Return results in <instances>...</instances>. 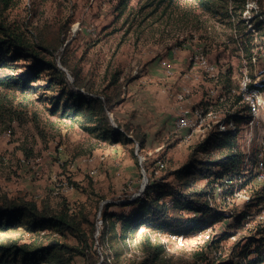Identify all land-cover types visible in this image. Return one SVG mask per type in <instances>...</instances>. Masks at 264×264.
I'll return each mask as SVG.
<instances>
[{
	"label": "rangeland",
	"instance_id": "rangeland-1",
	"mask_svg": "<svg viewBox=\"0 0 264 264\" xmlns=\"http://www.w3.org/2000/svg\"><path fill=\"white\" fill-rule=\"evenodd\" d=\"M165 5L162 0H17L5 12L9 21L39 43L54 45L61 40L63 28H69L68 50L58 43L57 62L60 56H69L103 98L102 93L110 95L116 84H122V99L109 113L111 124L115 127L117 121L139 122L146 133L144 147L138 143L137 154L143 156L140 163L130 132H126L130 141L109 143L77 122L50 114L48 95L55 94L53 91L37 90L27 108L12 100L10 112L0 110V195L32 198L38 203L47 199L55 211L64 207L83 213L87 220L82 228L88 234L89 253L94 257L110 253L109 257L123 263L143 257L144 225L127 238L121 236L120 218L136 205L119 203L136 195L131 194L139 189L144 175L148 183L152 177H162L182 164L190 147L208 135L197 129L191 139L182 137L187 130L174 126L182 103L186 107L213 103L217 113L223 109L238 110L236 138L243 154L250 132L254 134L249 144L252 161L259 145L258 123L247 125L246 104L238 101L235 91L242 71L247 69L264 92V0L262 4L244 0V8L236 12L232 9L230 19L202 9L195 0H173L164 9ZM239 18L243 22L237 26ZM242 28L250 33L242 35ZM199 46L216 64L214 73L189 58L199 52ZM17 62L26 63L25 59ZM180 86L192 89L188 88L190 92L183 99L176 97L182 90ZM194 86H198V91ZM214 90L221 92L224 102H218L217 94L211 96ZM118 128L125 132L123 127ZM212 186L222 188L211 204L225 210L221 219L208 229L185 236L176 233L182 235L181 239L173 238V232L151 227V241L162 243L166 255L179 262L219 257L231 259L233 264H246L263 247L259 238L264 236V180L256 182L248 163L242 165L237 176L215 179ZM104 210L108 221L101 222L95 236V224L103 218ZM244 211L241 224L233 226L237 214ZM105 231V242L100 243ZM13 235L20 242L34 238L46 241L23 229ZM46 235L79 243L70 234L45 231ZM70 264L89 263L85 256L76 254ZM257 264H264V258Z\"/></svg>",
	"mask_w": 264,
	"mask_h": 264
},
{
	"label": "trees",
	"instance_id": "trees-1",
	"mask_svg": "<svg viewBox=\"0 0 264 264\" xmlns=\"http://www.w3.org/2000/svg\"><path fill=\"white\" fill-rule=\"evenodd\" d=\"M16 1L0 0V110L7 109V112H10L12 100H17L27 108L33 103L31 96L33 97L37 90H50L55 93L48 95L47 111L50 114H57L73 123L77 122L90 134L109 143L130 141L126 134L130 132L135 138L132 139L135 141L134 144L137 143L138 146L139 143L143 148L146 133L139 124H134L130 120L123 124L117 121L115 127L111 124L109 113L116 102L122 99V84H116L112 94L102 93L104 98L99 96L93 90L94 83L89 77L81 74V69L73 64L69 56L62 55L57 62L55 51L58 43L68 50L69 28H63L60 32L63 34L61 40L54 45L39 43V40L34 42L5 15L6 10ZM257 1L262 4V0ZM172 2L173 0H162V4H166L164 9ZM195 2L202 9L221 13L228 19L232 17V9L236 12L244 8V0H239L235 4H232L235 0H231V3L230 0ZM236 15L239 17L240 12ZM239 21L243 22L239 18L237 26ZM239 30L242 31L240 32L242 35L250 33L243 32L244 28ZM244 47L246 50L249 49L247 45ZM20 59H25L26 63L19 65L17 61ZM118 127H123L125 132ZM237 135L238 133H209L190 147L182 164L168 170L162 177H152L145 188L143 187L142 195L126 196L125 198L129 197L128 200L119 203L136 205L129 214L120 218L122 237L127 238L130 232L137 231L141 225L145 226L141 231L144 255L140 260L123 263L116 261L113 256L109 257L110 253L102 258L90 254L89 237L82 228L83 222L87 220L83 213L70 212L64 207L55 211L47 199L38 203L32 198L1 194L0 264H70L76 254L85 256L89 264H233L231 259L219 257L205 258L203 261L174 260L166 255L162 243L151 241L148 228L185 236L215 223L225 215V210L218 208L217 205H211L208 196L213 193L212 185L215 179L224 177L231 179L241 173L243 150L238 143ZM169 176H172V179H169ZM201 179L203 183L199 182ZM107 203L109 202L104 204ZM102 209L103 206L100 209L101 213ZM245 215V211L237 214L233 226L241 224ZM107 216V211L104 210L102 221L105 223L108 221ZM18 229L46 238V241L34 238L20 242L13 235ZM45 231L55 235H73L79 243L72 244L58 236H45ZM93 233L94 225L91 228V235ZM105 234L106 231L101 233L100 239L103 240L100 243L105 242ZM259 239L262 241L259 245L263 247L258 249L257 257L248 260L246 264H257L264 258V236Z\"/></svg>",
	"mask_w": 264,
	"mask_h": 264
},
{
	"label": "bare ground",
	"instance_id": "bare-ground-1",
	"mask_svg": "<svg viewBox=\"0 0 264 264\" xmlns=\"http://www.w3.org/2000/svg\"><path fill=\"white\" fill-rule=\"evenodd\" d=\"M195 56H199V52H194V54L191 55L189 58L194 63H197V64L201 65L203 68H205L207 71H210L211 74L214 73L213 70L210 69V66L204 65L203 60H195ZM203 56H205V55L203 54ZM162 63L165 64V61H162ZM257 82L255 80H252L248 70L244 69L242 71L241 78L239 80L238 86L236 87V91H235L236 92V98H238V101H241V102L246 104V107H247L246 123L250 127L253 125H256L258 123V118H257V113H256V106H255L254 102H252V101H250V99H248V95H257V97H263V107H264V94H263L264 92H262V89L260 86H258ZM243 91L245 93H247L248 95L243 94ZM189 92H190V90L188 88L184 87V88H182V90L179 93L176 94V97L178 99H183L184 96L186 94H188ZM217 92H218V90H217ZM212 94L213 95L215 94V90L211 91V96H212ZM217 97L219 99L218 102H221V101L224 102L225 101L224 96H222V95L219 96V94H217ZM213 106H214L213 103H209L206 106H203V105H196V106H191V107L182 106V108L180 109V111L178 113V116L176 117V121H179L181 127H188L190 124V130H187V131L185 130L186 132L182 136L185 140L191 139L193 131H195L197 129H201L202 131H207L208 134H209V132H220V133L222 132L224 134L238 133L239 129H238L237 124H239V123H237V120H238V117L240 115V112L238 110L236 112L233 109H223V110H221V113H217V110H215ZM234 106H235V104H234ZM176 129H181V128L176 127ZM253 136H254V134L252 132H250L249 136L247 138L248 144L246 145V152L244 151V154H243V165H246L249 163L250 167H253L255 177L257 178V176H263V168H264L263 147L264 146L258 145V148L255 151V157L252 161V159L249 155V147H250L249 144H250ZM258 144H259V142H258ZM263 145H264V136H263ZM134 146L136 149V153H138L137 152V150H138L137 143H135ZM142 159H143V156L139 155V162L140 163H141ZM259 162H260V164H259ZM141 190H139L136 193V195H142ZM221 190H222V188L220 186L216 187V188L213 187V193L210 196H208L209 202L211 204L214 203L213 200H215L218 196H220ZM230 194H231V192H230ZM247 199H249V196H247ZM99 214H100V212H99ZM101 222H103L102 218H99L97 223L95 224V229H96L95 236H98V234L100 232ZM98 224H99V226H98ZM170 235L173 238H178V239H181V237H182V235L176 234V233H173Z\"/></svg>",
	"mask_w": 264,
	"mask_h": 264
},
{
	"label": "built area",
	"instance_id": "built-area-1",
	"mask_svg": "<svg viewBox=\"0 0 264 264\" xmlns=\"http://www.w3.org/2000/svg\"><path fill=\"white\" fill-rule=\"evenodd\" d=\"M196 46H198V45H196ZM163 59H165V58H163ZM195 60H203L204 65L210 66L211 70H215L216 69V64L208 56H203V49H202L201 46H199V56H195ZM215 94H221V92H217ZM243 94L248 95L244 91H243ZM212 96H213V94H212ZM248 99H250V101L254 102V104L256 106V113H257V118H258V129H257V132H258V135H259V146H264L263 145V134H264L263 97H257V95H248ZM174 126L181 128V130H190V124H189L188 127H181L179 121H174ZM259 164H260V162H259ZM147 180L148 179L145 178V176H144V180L141 183V186L139 187V189L137 191H139L140 189L143 188V185L145 183H147ZM261 180H264V168H263V176H257L256 182H260ZM137 191L133 192L131 195L136 194ZM98 226H99V224H98ZM211 233H212V229H211Z\"/></svg>",
	"mask_w": 264,
	"mask_h": 264
},
{
	"label": "crops",
	"instance_id": "crops-1",
	"mask_svg": "<svg viewBox=\"0 0 264 264\" xmlns=\"http://www.w3.org/2000/svg\"><path fill=\"white\" fill-rule=\"evenodd\" d=\"M171 54H173V53L171 52ZM170 61H171V60H170ZM183 87H187V88H189L190 90H192L190 86H180L179 89H181V88H183ZM197 87H198V86H194V89L197 90ZM197 91H198V90H197ZM179 101H180V100H179ZM182 101H183V100H182ZM180 105H181V104H179V106H180ZM183 105H185V104L182 103V106H183ZM135 124H139V125L141 126V124H140L139 122H138V123H135Z\"/></svg>",
	"mask_w": 264,
	"mask_h": 264
}]
</instances>
